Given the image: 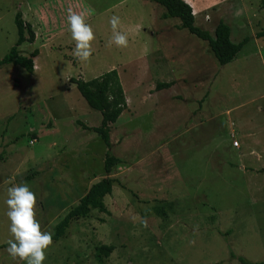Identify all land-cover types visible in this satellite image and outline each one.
I'll list each match as a JSON object with an SVG mask.
<instances>
[{"label":"rangeland","instance_id":"rangeland-1","mask_svg":"<svg viewBox=\"0 0 264 264\" xmlns=\"http://www.w3.org/2000/svg\"><path fill=\"white\" fill-rule=\"evenodd\" d=\"M187 1L204 9L197 15L193 6L197 26L213 33L222 19L233 42L247 37L230 62L220 65L178 18L151 11V0H0V59L17 37L16 11L35 34L20 54L38 50L34 73L0 66V245L11 238V183L29 185L41 229L53 232L90 185L109 176L108 213L91 208L71 219L44 264L264 262V0ZM68 8L83 13L95 35L86 63L72 55ZM113 15L127 47L109 44ZM134 25L138 32L122 29ZM111 68L130 103L111 124L107 148L77 122L98 126L101 115L69 78ZM158 81L171 85L156 90ZM107 152L119 159L108 174ZM101 245L113 247L108 256ZM5 249L0 264H24Z\"/></svg>","mask_w":264,"mask_h":264},{"label":"trees","instance_id":"trees-1","mask_svg":"<svg viewBox=\"0 0 264 264\" xmlns=\"http://www.w3.org/2000/svg\"><path fill=\"white\" fill-rule=\"evenodd\" d=\"M151 1L164 8V12L162 13L163 18H178L181 28H185L190 34L206 41L213 56L220 65L230 62L247 42V37L238 42H233L231 40V27L222 19L217 21L213 33L197 26L192 7L184 0ZM13 20L17 37L14 44L0 59V66L6 64L18 65L27 72L34 73L33 58L38 54V50L33 49L29 56L22 55L19 52V46L23 42L32 43L34 41L35 34L33 28L30 23L22 19L19 11L15 12ZM257 36H264V30L258 32ZM69 81L75 85L87 105L99 111L101 115L98 126L89 127L79 120L77 122L81 124L83 129L96 132L105 146L110 148L109 133L111 124L117 120L123 111L127 110V101L117 70L111 68L89 80L70 77ZM170 85V82L158 81L155 83L154 89L161 90L168 88ZM118 163L119 159L107 152L103 161L105 173L108 174L112 167ZM114 182V178L106 176L92 183L85 194L79 198L78 202L55 224L52 240L56 241L63 238L66 235L71 219L85 216L91 208L108 213L103 203V197L111 193ZM2 247H7L6 242L0 245V248ZM112 249L111 245H101L99 247V251L105 256H108ZM238 260L244 264H264L263 261L251 262L243 257H238Z\"/></svg>","mask_w":264,"mask_h":264},{"label":"clouds","instance_id":"clouds-1","mask_svg":"<svg viewBox=\"0 0 264 264\" xmlns=\"http://www.w3.org/2000/svg\"><path fill=\"white\" fill-rule=\"evenodd\" d=\"M66 22L71 40L74 41L72 55L79 61L88 62L92 55V42L95 35L86 22L83 13H76L72 8L66 9ZM112 35L109 44L124 48L128 46L127 35L118 31L120 17L109 18ZM5 216L8 220V232L11 238L6 241L5 251L15 261L24 264H44L45 252L52 245V231L41 229L40 221L36 219V194L29 185L21 181L11 183L6 189Z\"/></svg>","mask_w":264,"mask_h":264},{"label":"crops","instance_id":"crops-1","mask_svg":"<svg viewBox=\"0 0 264 264\" xmlns=\"http://www.w3.org/2000/svg\"><path fill=\"white\" fill-rule=\"evenodd\" d=\"M184 1L187 2L192 7V11H193L194 17L197 16L199 13H202V14L204 13V11H203L204 9H203V7H202V5L200 3L196 2V1L194 3H190L187 0H184ZM149 4H151L150 5L151 6V11H154V13H157V12L159 13L160 12V14H162L164 12L162 9H160V7H157L158 6L157 3L151 2ZM193 6L195 8V11H196L197 15H195ZM122 29H124V31L127 32V33H128V31L130 32V29L133 32H138L139 31V26L137 27L136 25H134L132 27H123ZM141 29L145 30V27L141 26ZM125 96H126V91H125ZM126 101H127V109H128V106H129L130 102H129V99H128L127 96H126Z\"/></svg>","mask_w":264,"mask_h":264},{"label":"built area","instance_id":"built-area-1","mask_svg":"<svg viewBox=\"0 0 264 264\" xmlns=\"http://www.w3.org/2000/svg\"><path fill=\"white\" fill-rule=\"evenodd\" d=\"M233 145L234 146H237L238 145V142L236 140L233 141Z\"/></svg>","mask_w":264,"mask_h":264},{"label":"bare ground","instance_id":"bare-ground-1","mask_svg":"<svg viewBox=\"0 0 264 264\" xmlns=\"http://www.w3.org/2000/svg\"><path fill=\"white\" fill-rule=\"evenodd\" d=\"M127 96V95H126Z\"/></svg>","mask_w":264,"mask_h":264}]
</instances>
